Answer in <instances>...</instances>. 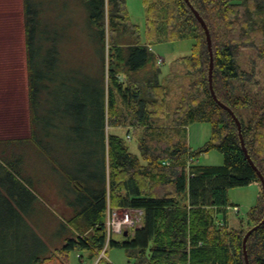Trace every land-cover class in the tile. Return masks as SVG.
Returning <instances> with one entry per match:
<instances>
[{"label": "trees", "instance_id": "obj_1", "mask_svg": "<svg viewBox=\"0 0 264 264\" xmlns=\"http://www.w3.org/2000/svg\"><path fill=\"white\" fill-rule=\"evenodd\" d=\"M190 2L212 37L216 95L240 120L248 153L264 175V87L254 93L249 84L255 74L240 63L246 50L264 63V0ZM80 3L77 20L46 0H24L31 138L54 125L83 145L100 142L106 175L98 191L88 181L75 182L76 190L87 191L85 206L67 220L62 246L43 250L30 264H70L73 251L114 264L107 250L101 256L108 201L111 208L143 210L134 233L109 242L124 249L131 264H246L244 236L264 218L263 184L244 152L235 117L212 95L210 52L195 12L186 0H143V41L127 0ZM184 38L193 39L190 53L165 70L151 44ZM196 122L212 128L198 147L188 136ZM108 126L127 128L140 154L130 151L125 137L109 134ZM212 150L224 155L223 164L200 163ZM253 182L262 189L259 201L236 228L229 217L230 206L237 205L230 190ZM247 251L250 264H264V223L249 236Z\"/></svg>", "mask_w": 264, "mask_h": 264}, {"label": "rangeland", "instance_id": "obj_2", "mask_svg": "<svg viewBox=\"0 0 264 264\" xmlns=\"http://www.w3.org/2000/svg\"><path fill=\"white\" fill-rule=\"evenodd\" d=\"M80 1L46 0L49 6L63 11L66 18L77 20L84 10ZM127 7L132 22L140 27L141 39L148 40L143 0H127ZM107 40L109 48L108 34ZM192 44L193 39L184 38L154 43L151 49L164 58L167 70L176 58L190 53ZM240 63L255 74L249 84L252 91L261 92L264 63L253 50L244 51ZM174 99L173 109L179 104L178 98ZM52 126L53 130L47 125L44 136L40 133L38 138H31L24 0H0V250H4L0 254L6 264H30L43 250L47 253L49 249L60 248L69 235L67 220L87 202V191L76 190L75 182L88 181L89 187L98 191L105 178L104 150L100 142L93 146L83 145L82 140L66 136ZM126 131L125 127H107L109 134L114 132L125 137L129 140L130 151L140 154L138 141ZM188 133L189 143L201 146L211 137V124L193 123L188 126ZM200 163L223 164L224 155L212 150L201 155ZM261 192L257 182L230 190L231 201L239 205V211L241 209L236 214L234 206L229 208V217L235 220L234 227H241V218H246L259 201ZM135 228L128 231L132 233ZM115 238L122 239L123 233L116 234ZM78 253L81 252H71L70 264H92L96 259L83 252L81 260ZM107 257L114 264L130 262L126 251L119 247L109 246Z\"/></svg>", "mask_w": 264, "mask_h": 264}, {"label": "water", "instance_id": "obj_3", "mask_svg": "<svg viewBox=\"0 0 264 264\" xmlns=\"http://www.w3.org/2000/svg\"><path fill=\"white\" fill-rule=\"evenodd\" d=\"M189 5L191 6V8L193 9V11L195 12L196 16L198 17L199 21L201 22V24L203 25L204 29H205V33H206V38H207V43H208V48H209V52H210V67H209V81H210V89L212 92L213 97L215 98V100L222 105L224 108H226L227 110L230 111V113L235 117L238 126H239V130H240V138H241V142H242V146L244 149V152L247 156V158L249 159V161L251 162V164L253 165V167L258 171V174L261 178V182L263 184V189H264V175L261 173V171L258 169V167L255 165L254 161L252 160V158L250 157L248 150L246 148L245 145V141H244V137L241 133V122L238 119V117L236 116V114L233 112V110L228 107L226 104H224L216 95V92L214 90V86H213V70H214V52H213V46H212V37L210 34V30L208 28V25L206 24L205 20L203 19V17L200 15V13L193 7V5L191 4L190 0H186ZM264 223V218L263 220L258 223L257 225H254L251 229H249L247 231V233L244 236V240H243V247H244V253H245V259H246V264H250L249 263V257H248V251H247V241L249 236L252 234V232L254 230H256L257 228H259L262 224ZM125 235H127V232H124Z\"/></svg>", "mask_w": 264, "mask_h": 264}, {"label": "built area", "instance_id": "obj_4", "mask_svg": "<svg viewBox=\"0 0 264 264\" xmlns=\"http://www.w3.org/2000/svg\"><path fill=\"white\" fill-rule=\"evenodd\" d=\"M233 211L239 213V207L234 206ZM143 210L142 209H108V218L105 222L107 227V243L101 256H105V252L109 246L110 239L113 235L118 233H124L130 228L138 227L142 224Z\"/></svg>", "mask_w": 264, "mask_h": 264}, {"label": "crops", "instance_id": "obj_5", "mask_svg": "<svg viewBox=\"0 0 264 264\" xmlns=\"http://www.w3.org/2000/svg\"><path fill=\"white\" fill-rule=\"evenodd\" d=\"M159 58H160V61H164V60H162V59H164L162 56H159ZM126 132H127V135H129V137H130V134H129V130L126 128ZM110 205V203H109V201H108V208H107V214H106V220H107V218H108V209H109V207L111 208V206H109ZM237 207H239V205H236ZM240 208V207H239ZM240 211H241V209H240ZM240 211H239V213H240ZM239 213H236V214H239ZM106 222V221H105ZM230 222H231V224L233 225L234 223H235V220H233V219H230ZM237 223H239V221L237 220ZM132 233H134V231L132 232ZM116 235V234H115ZM114 235V236H115ZM125 235V234H124ZM63 244V243H62ZM110 246V245H109ZM108 246V247H109ZM52 248H53V246H52ZM55 249L53 248V250L52 251H54ZM128 255V254H127ZM106 256V255H105ZM78 257L81 259V260H83V258H84V255L83 254H79L78 253ZM107 257V256H106ZM129 257V256H128ZM109 260H110V258L109 257H107ZM97 261H98V259L96 258V259H93V262H92V264H97ZM111 261V260H110ZM112 262V261H111ZM113 263V262H112ZM131 262H129V264H130Z\"/></svg>", "mask_w": 264, "mask_h": 264}]
</instances>
